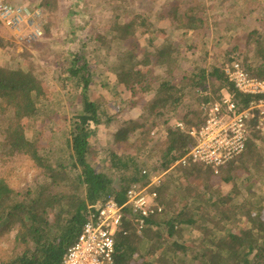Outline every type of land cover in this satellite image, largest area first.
I'll list each match as a JSON object with an SVG mask.
<instances>
[{"label": "trees", "instance_id": "1", "mask_svg": "<svg viewBox=\"0 0 264 264\" xmlns=\"http://www.w3.org/2000/svg\"><path fill=\"white\" fill-rule=\"evenodd\" d=\"M40 6L55 10L54 0H42ZM171 16L176 23L173 30L176 37L179 34L186 37L189 33L200 36L199 30L206 26L202 17L191 16L188 12H173ZM146 25L140 16L129 24L115 21L110 34L114 33L112 38L122 40L134 39L138 32L140 35H155L156 30L149 31ZM0 46L4 47L1 41ZM246 46L252 49L249 56L254 53L253 57L260 63L257 68L252 67L248 62L250 57L246 58L248 61L242 63L245 72L264 80V34L252 31L247 36ZM237 48L226 52V57L219 61V65L213 64L210 71L199 68L198 73L187 76L178 84H172L171 79L183 60L182 50L168 38L159 47H154L152 53L145 52L143 61L137 60L135 55H128L126 63L115 69L117 83L122 84L132 96L153 94L152 100L143 106L144 111L152 116L151 120L139 125L141 131L137 140L131 142L127 136L128 129L119 128L116 141L135 152L146 154L149 163L152 157L158 158L154 161L156 165L146 167L133 155L111 152L110 164L120 174L116 183L97 169L91 158L96 127L110 125L116 116L111 117L103 111L102 102L92 92L94 73L85 54H74L66 68L67 81L77 83L80 98L69 124L65 146L60 150L64 153L61 159L52 160L48 150L51 146H41L40 134L28 137L24 127V119L35 120L48 108L42 81L30 70L0 67V154L26 156L42 170L44 176L34 196L27 191L22 197L0 177V233L16 227L14 241L19 251L7 264H61L87 219V205L108 197L123 205L128 188L139 180L143 170L151 176L168 170L183 157L194 144L187 132L191 128H199L204 122V116L198 109L200 101H184L185 88L206 89L200 86L208 82L216 98H221L224 90L238 110L261 98L239 92L222 72L224 65L239 60L234 55ZM152 65L160 66L164 77L152 76L150 70L139 68ZM171 120H175L174 125H171ZM177 122L183 124V132L175 129ZM157 124L163 125L166 133L161 140L157 138ZM261 136L264 133L251 124L244 152L220 169L218 175L196 164L181 178L180 184L172 189L162 187L158 191V202L163 213L147 221L148 229L137 235L131 224L125 222L122 231L116 234L117 264H160L162 261L163 264H264V201L254 204L249 198H244L233 204L231 194L216 195L210 184L216 177L221 184H231L236 181L241 168L247 170L251 165L260 166L263 157L257 156L254 148ZM70 164L76 171L75 175L69 170ZM149 176L144 177V182ZM182 198L190 200L189 204L182 205ZM203 224L211 236L210 241L213 237L214 242L201 251H189L183 240V227L199 231ZM238 226L241 228L236 233L234 229ZM218 230L224 234L215 237ZM176 233L177 240H173ZM150 237L152 240L149 241Z\"/></svg>", "mask_w": 264, "mask_h": 264}, {"label": "rangeland", "instance_id": "2", "mask_svg": "<svg viewBox=\"0 0 264 264\" xmlns=\"http://www.w3.org/2000/svg\"><path fill=\"white\" fill-rule=\"evenodd\" d=\"M20 1L31 7L43 9L44 35L40 39L26 40L0 26V41L4 44V47L0 46V67L30 70L42 81L45 88V98L48 99L47 110L35 120L24 119L23 121L28 137L32 138L40 134L41 136H37L40 138L41 146L48 148L51 146L48 150L51 152L52 160L53 158L61 159L64 156L63 151L60 150L65 146L69 124L73 113L77 110L80 98L77 83L73 80L67 81L66 68L74 54L84 53L94 73L92 92L102 102V110L111 117L116 116L110 125L96 127L91 158L96 162L97 169L108 174L115 183L118 182L120 174L110 164L109 154L111 152L133 155L146 167L156 165L154 161L158 160L157 157L154 159L152 157V162L149 163L146 160L148 157L146 154L135 152L131 147H126L116 141L115 136L119 128H127L130 141H136L141 131L138 128L139 125L149 123L152 117L143 108L152 100V93L132 96L122 84L117 83L115 71L119 65L126 63L128 55H135L137 60L143 61V54L152 53L154 47H159L164 43V38H168L174 45L181 46L183 60L171 79L172 84H178L187 76L198 73L199 68L210 71L213 64L219 65V61L228 54L226 52L233 51L237 46L234 55L242 63L248 61L246 58L249 57L248 62L252 67L257 68L260 63L257 58L253 57L254 53L249 56L252 49L247 48L246 39L252 30H258L264 34V0H241L242 4H246V7L242 6L244 8L242 10L247 9L245 15H243L244 11L232 5L234 0H208L212 6L206 8L204 4L198 12L200 16L191 15L202 17L206 22V26L199 30L201 35L193 36L189 33L186 37L182 34L175 36L172 16H166V13L159 19L160 16L153 15V0H54V11L40 6L42 0ZM249 10L251 12H248ZM138 16L144 18L149 31L153 30V26L154 29L160 28L164 31L158 32L160 35L157 38H153V33L140 35L139 32L136 33L134 39L112 38L115 34H110V32L114 29L115 21L129 24ZM210 28H212L211 31ZM98 36L101 39L96 40ZM189 39L191 41H188ZM139 68L143 71L150 70L152 76L164 77L160 66H140ZM200 87L208 88L213 97V89L208 82ZM222 94L227 95L224 90ZM184 101L199 102L201 99L195 90L185 88ZM174 124L175 120H171V125ZM157 127V138L161 140L166 133L162 129L163 125L157 124ZM134 128L137 131H133ZM261 137L257 140L254 152L257 156L263 157L262 164L260 166L251 165L247 170L241 168L236 181L231 184H221L218 177L213 178L210 184L216 195L231 194L233 204H238L244 198H249L254 204L264 201V136ZM1 154L0 177L12 189L20 193V197L27 191L34 196L36 188L43 183L42 170L26 156L19 154L3 156ZM189 169L190 167H177L170 170L163 178V187L172 189L180 184L181 178L188 173ZM69 170L73 175L76 174L71 164ZM181 201L182 205H188L190 202L184 198ZM241 226L235 228L234 232L237 233ZM183 228V240L189 251H201L214 242L213 237L210 241L211 236L204 224L199 231L189 229V227ZM215 233V237L224 234L219 230ZM15 235L16 227L0 233V264L10 262L18 251L14 241ZM148 239L152 240L151 237ZM165 239L168 242V239ZM173 240H177V233ZM163 263L164 261L160 264Z\"/></svg>", "mask_w": 264, "mask_h": 264}, {"label": "built area", "instance_id": "3", "mask_svg": "<svg viewBox=\"0 0 264 264\" xmlns=\"http://www.w3.org/2000/svg\"><path fill=\"white\" fill-rule=\"evenodd\" d=\"M43 24L42 8L20 0H0V26L4 30L35 40L43 37ZM222 72L236 90L261 98L238 110L228 94L215 99L208 89H197V95L204 98L199 106L204 122L187 132L194 142L188 152L166 171L149 176L143 170L142 175H148V181L132 185L123 205L113 197L87 205V219L61 264H116L115 236L122 231L124 223H130L136 234L141 235L148 229L147 221L163 213L158 191L170 170L200 164L217 174L244 152L251 124L264 133V80L245 72L240 60L224 65ZM175 129L183 132L184 126L179 122Z\"/></svg>", "mask_w": 264, "mask_h": 264}, {"label": "crops", "instance_id": "4", "mask_svg": "<svg viewBox=\"0 0 264 264\" xmlns=\"http://www.w3.org/2000/svg\"><path fill=\"white\" fill-rule=\"evenodd\" d=\"M244 1V0H243ZM246 1V0H245ZM243 2H241V0H237V1H235L234 0V2L232 3V5L233 6H235L236 8H238V9H241V11L243 12L244 11V14L243 15H245V10H247V9H245V10H242V9H244L242 6H244V7H246V4H242ZM246 3V2H245ZM204 4H206V8L207 7H210V6H212V5H210V3H209V1L208 0H153V15H155V16H160L159 17V19H161L162 18V16L161 15H165L166 13V16L167 15H170L171 16V14L173 13V12H177L178 14L179 13H182V12H188L189 13V15H192V14H194V15H198V16H200V14H198V12L204 7ZM238 11V10H237ZM248 12H251V10H249ZM248 12H246V14H248ZM239 12H237V14H238ZM252 14V13H251ZM173 23V22H172ZM175 24L176 23H173L172 25H173V30H174V26H175ZM4 29V28H3ZM263 29V28H262ZM153 30H156V34L155 35H153V38L154 37H156L157 38V36L158 35H160V34H158V32H162V31H164V29H158V28H156V29H154V26H153ZM210 31L212 30V28H210L209 29ZM264 30V29H263ZM252 31H258V30H252ZM259 32V31H258ZM261 33V32H260ZM166 34V33H165ZM262 34V33H261ZM164 39H166L167 40V38H164ZM174 41H175V39H174ZM188 41H191L190 39L188 40ZM164 42V41H163ZM208 89V88H207ZM209 90V89H208ZM210 91V90H209ZM195 92H196V90H195ZM197 94V93H196ZM198 96V95H197ZM200 99H201V101L204 99V98H202L201 96H198ZM212 97V96H211ZM212 98H215V99H217L214 95H213V97ZM200 101V102H201ZM200 105V104H199ZM198 109H199V107H198ZM200 110V109H199ZM201 112V111H200ZM178 123V122H177ZM176 123V124H177ZM176 126V125H175ZM204 168V167H203ZM144 175H142V172H141V175H140V177H139V180L137 181V182H135V183H133V184H131L130 185V187L132 186V185H134V184H144L145 182H144ZM129 187V188H130ZM128 188V189H129ZM125 200H126V197H125ZM126 223H128V222H126ZM130 226H132V225H130ZM132 229H133V227H132ZM133 231H134V229H133ZM135 233H136V231H135ZM144 233V232H143ZM138 235V234H137ZM116 264H117V262H116Z\"/></svg>", "mask_w": 264, "mask_h": 264}]
</instances>
